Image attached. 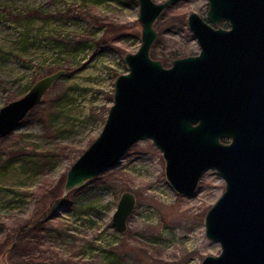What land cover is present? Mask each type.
I'll list each match as a JSON object with an SVG mask.
<instances>
[{
  "label": "rangeland",
  "instance_id": "rangeland-1",
  "mask_svg": "<svg viewBox=\"0 0 264 264\" xmlns=\"http://www.w3.org/2000/svg\"><path fill=\"white\" fill-rule=\"evenodd\" d=\"M206 8V0H177L163 9L153 22L150 56L167 66L197 52L186 16L192 11L204 18ZM136 14V0H0V107L38 78L64 70L0 137V261L199 264L219 251L204 236L203 217L223 190L222 178L207 169L192 194L176 193L148 138L69 191L50 218L19 231L60 195L65 171L99 133L114 77L126 71L122 57L139 45ZM122 191L135 200L118 232L110 216Z\"/></svg>",
  "mask_w": 264,
  "mask_h": 264
},
{
  "label": "water",
  "instance_id": "water-1",
  "mask_svg": "<svg viewBox=\"0 0 264 264\" xmlns=\"http://www.w3.org/2000/svg\"><path fill=\"white\" fill-rule=\"evenodd\" d=\"M136 1L139 45L122 57L126 71L114 77L102 127L65 171L60 195L27 226L50 218L69 191L148 138L161 152L164 177L176 193L192 194L207 169L224 182L203 217L204 236L219 251L203 255L199 264H264V0H206L204 18L192 11L186 16L198 52L167 66L149 53L153 22L177 0ZM63 74L57 69L38 78L1 106L0 137ZM134 200L129 191L119 194L110 216L116 231L125 230Z\"/></svg>",
  "mask_w": 264,
  "mask_h": 264
},
{
  "label": "flooded vegetation",
  "instance_id": "flooded-vegetation-1",
  "mask_svg": "<svg viewBox=\"0 0 264 264\" xmlns=\"http://www.w3.org/2000/svg\"><path fill=\"white\" fill-rule=\"evenodd\" d=\"M223 24V25H222ZM220 26H223V27H225L226 25L224 24V23H220ZM199 50V49H198ZM198 52V51H197ZM197 52H195V53H192V54H188V55H195ZM184 56H186V55H184ZM162 63V62H161ZM164 65V64H163ZM164 66H166V65H164ZM222 141H225V139H222ZM38 224H40V223H38ZM38 224H35V225H33V226H31V227H36ZM28 224H26L24 227H22L21 228V232L22 231H24V230H26V229H30L31 227H28L27 226Z\"/></svg>",
  "mask_w": 264,
  "mask_h": 264
},
{
  "label": "bare ground",
  "instance_id": "bare-ground-1",
  "mask_svg": "<svg viewBox=\"0 0 264 264\" xmlns=\"http://www.w3.org/2000/svg\"><path fill=\"white\" fill-rule=\"evenodd\" d=\"M151 168H152V167H151ZM131 171H132V170H131ZM133 172H134V171H133ZM143 178H144V177H143ZM159 184H160V183H159ZM161 186H162V185H161ZM152 187H153V185H152ZM152 187H151V188H152ZM164 189H165V188H164ZM152 190H153V189H152ZM165 190H166V189H165ZM157 191H159V190H157ZM161 191H162V190H161ZM169 193H170V192H169ZM162 194H164L163 196H166L165 192H163V191H162ZM180 234H181V233H180ZM181 235H182V234H181ZM187 237H188V236H187ZM188 239H189V238H188Z\"/></svg>",
  "mask_w": 264,
  "mask_h": 264
},
{
  "label": "trees",
  "instance_id": "trees-1",
  "mask_svg": "<svg viewBox=\"0 0 264 264\" xmlns=\"http://www.w3.org/2000/svg\"><path fill=\"white\" fill-rule=\"evenodd\" d=\"M32 228H34V227H31L30 229H32ZM19 231H21V228L19 229Z\"/></svg>",
  "mask_w": 264,
  "mask_h": 264
}]
</instances>
